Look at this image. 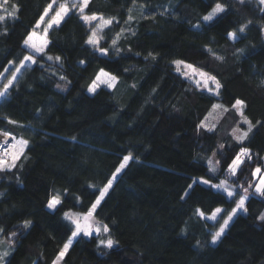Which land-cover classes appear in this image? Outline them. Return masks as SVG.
<instances>
[{
	"label": "trees",
	"instance_id": "trees-1",
	"mask_svg": "<svg viewBox=\"0 0 264 264\" xmlns=\"http://www.w3.org/2000/svg\"><path fill=\"white\" fill-rule=\"evenodd\" d=\"M51 2L3 5L19 10L0 22V74L5 69L11 74L29 55L24 41ZM215 2L223 3L225 12L203 23ZM84 14L113 18L97 46L107 55L85 43L90 28L70 10L47 32L48 44L34 57L36 63L24 67L0 99V133L28 141L17 166L0 171V242L10 249L3 264H52L72 235L64 214H85L128 154L133 159L94 213L108 225L113 247L101 245L99 236H79L61 264H264L259 219L264 196L248 187L256 184L255 176H264V5L259 0H89ZM243 24L245 32L239 33ZM229 32L239 39H229ZM176 60L215 76L219 94L190 85L173 68ZM101 69L115 76L117 85L89 94ZM237 99L253 125L242 144L231 136L239 121L232 107ZM215 102L226 108L218 126L198 129ZM241 147L250 149L251 159L243 157L236 174L229 175L228 165ZM213 153L216 175L206 166ZM257 167L262 171L254 176ZM201 178L248 188L247 211L235 216L215 244L212 235L222 220L206 223L195 210L205 216L217 207L231 211L234 199ZM54 195L61 203L50 211L47 203ZM25 220L31 221L27 229Z\"/></svg>",
	"mask_w": 264,
	"mask_h": 264
},
{
	"label": "snow or ice",
	"instance_id": "snow-or-ice-1",
	"mask_svg": "<svg viewBox=\"0 0 264 264\" xmlns=\"http://www.w3.org/2000/svg\"><path fill=\"white\" fill-rule=\"evenodd\" d=\"M89 0H80L79 5L77 3H73L71 5L72 8L79 7V12H80V18L85 21L86 23H91L93 21L100 20L102 21L101 24H96L92 30L91 34L87 37L85 43L96 47L98 51L102 52L104 55H107V49L106 48H99L97 47L99 45V39L100 37L98 36V33L103 30V26H108L113 23V18H104L102 16H97L95 14L93 15H85V8L88 6ZM239 3L243 4L244 0H239ZM259 3L261 5H264V0H259ZM9 0H3V4L0 5V12H6L7 16L5 15H0V22H4L8 18H15L16 13L18 12V6L13 4L11 5L12 11H9L8 8L3 7V5H8ZM56 4V0H52L51 3L48 4V6L45 8L43 15L40 17V20H44L45 16L49 15V11L53 10L55 11V15L51 17V19L48 21V28H51L53 24L59 25L60 22L64 19L65 16H67L68 12L70 11V8L67 4L65 3H60L58 5V8L54 9L53 5ZM210 11L207 12L206 15L203 16V20L205 22H210L213 21L215 17L218 16L220 13L225 12V6L221 2H215L214 5H210ZM131 18V17H130ZM250 23V21H249ZM37 27H39V24H37ZM198 27V26H197ZM247 27V24H243L239 27L238 31L239 33H244L245 29ZM48 28H45L44 31L47 33ZM33 35H29L27 39L24 41V44L32 49H34L37 53H43L44 48L46 47L48 41L44 40L41 44L37 45L35 43H32L33 41ZM228 38L235 41L239 39L237 36L236 32H229L228 33ZM112 44H116V40L114 39L112 41ZM211 51V50H209ZM151 56L152 53H149ZM48 60H53L52 56L47 57ZM60 57L57 56L55 57L56 61H60ZM153 59H155V56H153ZM217 59H222V57H217ZM24 61H31L33 64L36 63V60L33 56L31 55H26L23 58ZM81 64L84 63V61H80ZM177 66V71L181 70V65L184 66V68L191 69L192 75H199L202 79V81L197 80L196 83L199 86L201 83L204 84L206 88H208L209 91H213V89L209 86V82L212 84H215V89L218 90L221 85L219 81L216 79L215 76L210 75L207 72H204L195 66L191 64H186L182 60H176L173 62ZM24 62L21 61L19 66L15 68L14 72H11L10 78L7 79V83L3 87V91H0V97H3L8 88L12 86V83L14 80H16V73H19L20 70L24 67ZM5 71H9L8 69H5ZM183 75H188L187 73H182ZM103 77H107V79H102ZM60 79H65V77L61 76ZM115 76H111L109 73L105 72L103 69L100 70V72L96 75L95 79L92 81L91 85L88 88V91L91 93H95L96 89L100 87L101 84L106 85L108 88H113L115 86V81H116ZM59 87V85H57ZM215 94H219L218 91L215 92ZM214 108H219L220 105H214ZM232 107L243 117V111L242 108L244 107V102L237 99L235 103L232 105ZM10 123H14L13 121H9ZM243 123L248 125L247 130H242L241 128L237 127L233 129V137L238 143H243L244 140H246L249 136V133L253 129V125L250 121L247 120L245 117L243 120ZM198 129L206 128L205 124L201 122L198 126ZM206 130H211V129H206ZM0 136H3L5 139L3 141L4 144L8 145L10 144L9 140V134L8 133H0ZM12 139H15L12 137ZM28 141L27 140H19L15 144H10V149H5L3 152V156L0 157V170H4L5 167L10 170L11 168L16 167V160L19 159V156L23 152V148L25 145H27ZM17 144L19 145V148H17ZM223 147V145H221ZM215 155V153L213 154ZM8 157L11 158V163L8 161ZM241 157H248L251 159L250 155V149L247 147H241L239 152L235 155V157L232 158L231 163L228 165V171L230 174L235 175L238 168L244 161L241 159ZM133 159L131 154H128L123 157V161L119 164V167L116 168L115 173L113 174L112 179H109L107 184L100 190L99 196L96 199L95 203H93L90 207V209L83 214L82 216L80 214H76L73 216L71 213H65V218L70 220L71 223L75 226V230L72 232V237H76L80 233H83L85 236H90L92 235L93 232H95L98 236L100 235L101 232L103 233H108L109 232V227L107 224H101L99 221L94 219V213L97 209V206L101 203V200H103L104 196L108 193L109 189L112 187L113 180L116 179L117 174L121 172L122 169H124L127 165L128 162ZM219 163V161H217ZM209 171L210 172H215V168L212 166V161L209 160ZM262 169L260 167H257L255 171L253 172V175H257L260 173ZM200 183L204 185H210L212 188L217 189L218 191H223L224 193L227 194L229 198L239 196L238 193L234 192L227 184V181L221 180L220 183L214 184L211 183V178L209 179H204L201 178ZM191 187V185H189ZM249 188L254 187L255 192L257 194H260L264 196V177L259 178V183L256 185L249 184ZM245 195L239 196L238 199H234L233 203L235 204V207L231 208V211H227L222 208H215V210L212 212L210 216L205 217V212L201 210L200 208H197L195 210V214L198 215L201 218H207L210 220H217V217L219 216L220 220L223 221L222 224L219 226V230L215 231L214 234L212 235V243L215 244L217 240L224 234L225 229L228 227L229 222L233 219L234 216L237 215L239 211H247V208L245 207V202L248 199L247 193H248V188L243 189ZM189 193L185 192L184 196H187ZM182 199L184 198L183 196L181 197ZM61 203L60 197L58 195H54L51 197V199L47 203V207L49 209H55L57 205ZM223 213V215H221ZM261 221H264V215H261L259 217ZM31 226V221L30 220H25L23 222V227L25 229L29 228ZM3 229H0V233H3ZM17 233L13 231L11 233V237H15ZM72 243V240L70 239L67 243L63 245V248L61 249L60 253L58 254L56 261H54V264H57L59 260H61L64 256V254L67 252L68 248L70 247ZM99 243L109 249L113 247L114 241L111 238L108 239H101ZM8 252H4L0 254V262L3 261V258L5 256H8Z\"/></svg>",
	"mask_w": 264,
	"mask_h": 264
},
{
	"label": "rangeland",
	"instance_id": "rangeland-1",
	"mask_svg": "<svg viewBox=\"0 0 264 264\" xmlns=\"http://www.w3.org/2000/svg\"><path fill=\"white\" fill-rule=\"evenodd\" d=\"M60 3H65V4H67L68 6H69V8H70V10H75L76 12H78L79 14H80V12H79V7H76V8H72L71 7V5L73 4V3H77L78 5H79V3H80V0H56V4H54L53 5V8L54 9H56V8H58V5L60 4ZM221 14V13H220ZM220 14H218V16L220 15ZM55 15V11H53V10H50L49 11V15L48 16H45V18H44V20H38V22L36 23V25H35V28H34V31L33 32H31L29 35H32L33 33H34V35H33V41H32V43H35V44H37V45H39V44H41L44 40H47V37H46V35H47V33H45V31H44V29L45 28H48V21L51 19V17L52 16H54ZM81 15V14H80ZM217 16V17H218ZM216 18V17H215ZM214 18V19H215ZM202 21H203V23H209V22H205L203 19H202ZM85 22V21H84ZM211 22V21H210ZM86 23V22H85ZM37 24H39V27H37ZM87 24V26L90 28V31L92 30V28L96 25V24H101L102 25V21H100V20H97V21H93V22H91V23H86ZM53 26H56L55 24H53L52 25V27ZM51 27V28H52ZM104 27V26H103ZM49 29L50 28H48V31H49ZM47 31V32H48ZM101 32V31H100ZM100 32L98 33V36L100 37V39H99V42H100V40H101V35H100ZM28 35V36H29ZM27 39V38H26ZM48 44V43H47ZM47 46V45H46ZM24 48L28 51V53H29V55H31V56H33V57H35V56H38V55H40V54H42V53H37L34 49H32V48H30V47H28V46H26L25 44H24ZM46 48V47H45ZM45 48H44V50H45ZM100 53H102V52H100ZM24 62V67H26V66H31L33 63L31 62V61H23ZM173 68L175 69V71L177 72V73H179V74H181L182 75V77L190 84V85H192L193 87H195L197 90H199V91H201V92H204V93H207V94H210V95H212V96H217V94H215V92L216 91H218V90H216L215 89V84H212L211 82H209V86L213 89V91H209L208 90V88H206L205 86H204V84L203 83H201L199 86L197 85V83H196V81L197 80H200V81H202V79L203 78H201L199 75H195V76H193L192 75V72H191V69H187V68H184V66L183 65H181V70L180 71H177V66L173 63ZM24 67L21 69V70H23L24 69ZM20 70V71H21ZM15 71V70H14ZM182 73H187L188 75L186 76V75H183ZM19 74H20V72L19 73H16V79H17V77L19 76ZM8 78H10V74L8 75L7 74V71H3L1 74H0V91H3V87H4V85L7 83V79ZM102 79H107V77H103ZM15 81V80H14ZM14 81H13V83H14ZM116 85H117V81H115V86L113 87V88H108L106 85H103V84H101L100 85V87H104V88H106V89H108V90H113V89H115V87H116ZM100 87H98V88H100ZM97 88V89H98ZM96 89V90H97ZM88 93L89 94H92L91 92H89L88 91ZM5 96V95H4ZM3 96V97H4ZM3 97H0V99H2ZM214 105H220V107L219 108H214L213 106ZM213 106H212V108L210 109V111L207 113V115L204 117V119L202 120V122L205 124V126H206V128H203V129H211L210 131H213V130H215L216 129V127L218 126V124H219V122H220V120L222 119V117L224 116V114H225V112H226V108L222 105V104H220V103H218V102H215L214 104H213ZM233 110L237 113V115H238V117H239V121H238V126L237 127H239V128H241L242 130H247V128H248V125L247 124H245V123H243V120H244V116L242 117L234 108H233ZM237 127H235V128H237ZM206 131H209V130H206ZM232 133H233V130H232V132H231V136L233 137V135H232ZM251 133V132H250ZM250 133H249V135H250ZM234 138V137H233ZM17 141H19V139H14V144L17 142ZM17 148H19V145L17 144ZM221 147H219V149H220ZM24 149H25V146H24V148H23V151H24ZM23 153V152H22ZM214 154V153H213ZM213 154H211V155H209L208 157H207V161H206V166H207V168H208V171H209V160H211L212 161V166L215 168V172H210L209 171V173L210 174H212V175H214L216 172H217V170H218V167H217V164H216V157H215V155H213ZM22 155V154H21ZM20 155V156H21ZM20 156H19V158H20ZM241 159H243V157H241ZM18 160V159H17ZM16 160V161H17ZM8 161H9V163H11V158L10 157H8ZM264 169V168H263ZM4 170H8L6 167H5V169ZM0 171H3V170H0ZM228 173H229V171H228ZM119 174H117V176H118ZM216 175V174H215ZM229 175H232V174H230L229 173ZM117 176H116V178H117ZM261 177H264L263 175L261 176ZM260 178V177H259ZM259 178H258V176L256 177L255 176V179H258L257 180V182H256V184H258L259 183ZM222 179H220L216 184H218V183H220V181H221ZM113 182H114V180H113ZM113 184V183H112ZM227 184H228V186L235 192V190L236 191H238V193H239V196H242V195H245V193H244V191L243 190H237L236 188L234 189V187L231 185V184H229L228 182H227ZM255 184V185H256ZM254 185V184H253ZM215 189V188H214ZM253 189H254V191H255V188L253 187ZM215 190H217V189H215ZM220 192H222L226 197H227V199H238L239 198V196H235V197H232V198H229L228 196H227V194L226 193H224L223 191H220ZM256 193V192H255ZM248 194V193H247ZM96 201V200H95ZM95 203V202H94ZM98 207V206H97ZM235 207V206H234ZM49 209V208H48ZM50 211H53L54 209H49ZM71 214H73V216H75L76 214L75 213H71ZM212 214V213H211ZM210 214V215H211ZM222 214V213H221ZM239 214H245V212L244 211H239L238 213H237V215H239ZM210 215H208V216H210ZM236 215V216H237ZM82 216V215H81ZM205 217H207V216H205ZM201 218V217H200ZM218 218H219V216L217 217V220H218ZM235 218V216L233 217V219ZM63 219L71 226V228H72V232L75 230V226L71 223V221L70 220H68V219H66L65 218V214H64V216H63ZM204 222H206V223H209V224H215L216 222H217V220H210V219H207V218H201ZM232 219V220H233ZM231 220V221H232ZM230 221V222H231ZM230 222H229V224H230ZM223 223V221L221 222V224ZM219 230V229H218ZM226 230V229H225ZM79 236H83V237H85V238H89V237H91V236H98L95 232H93L92 233V235H90V236H85L83 233H80L79 235H77L76 237H72V235H71V237L69 238V240L71 239L72 240V243H73V241L77 238V237H79ZM99 237H100V239H108L107 238V233H103V232H101L100 233V235H99ZM68 240V241H69ZM71 243V244H72ZM71 246V245H70ZM105 247V246H104ZM69 249V248H68ZM4 252H8L9 254H10V249H9V251H8V247L6 246V245H4L3 243H2V241L0 242V254H2V253H4ZM65 255V254H64ZM8 256H5L4 258H3V261L2 262H0V264H3L4 262H5V260H6V258H7ZM64 257V256H63ZM62 260V259H61ZM61 260H59L58 262H57V264H61ZM54 261H56V259L54 260ZM52 264H54V262L52 263Z\"/></svg>",
	"mask_w": 264,
	"mask_h": 264
},
{
	"label": "built area",
	"instance_id": "built-area-1",
	"mask_svg": "<svg viewBox=\"0 0 264 264\" xmlns=\"http://www.w3.org/2000/svg\"><path fill=\"white\" fill-rule=\"evenodd\" d=\"M0 137H3V136H0ZM12 137H14V136L9 134L10 144H14V139H12ZM10 144H8V145L5 144V145L0 146V157L3 156V152H4L5 149H10Z\"/></svg>",
	"mask_w": 264,
	"mask_h": 264
},
{
	"label": "bare ground",
	"instance_id": "bare-ground-1",
	"mask_svg": "<svg viewBox=\"0 0 264 264\" xmlns=\"http://www.w3.org/2000/svg\"><path fill=\"white\" fill-rule=\"evenodd\" d=\"M4 139H5L4 137H0V146L5 145V144L3 143Z\"/></svg>",
	"mask_w": 264,
	"mask_h": 264
}]
</instances>
